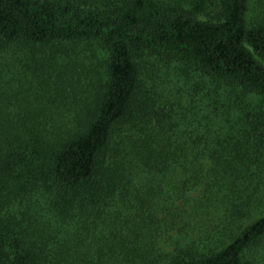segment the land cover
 Instances as JSON below:
<instances>
[{
    "label": "trees",
    "instance_id": "1",
    "mask_svg": "<svg viewBox=\"0 0 264 264\" xmlns=\"http://www.w3.org/2000/svg\"><path fill=\"white\" fill-rule=\"evenodd\" d=\"M250 1L0 0V264L264 263Z\"/></svg>",
    "mask_w": 264,
    "mask_h": 264
},
{
    "label": "rangeland",
    "instance_id": "2",
    "mask_svg": "<svg viewBox=\"0 0 264 264\" xmlns=\"http://www.w3.org/2000/svg\"><path fill=\"white\" fill-rule=\"evenodd\" d=\"M250 11H251V15L253 17H255V19L257 20L258 17H260V16H262V14H264V0H251L250 1ZM149 68L152 69L155 73L165 72L164 68L161 69V68H157L155 66H150ZM176 80H177V77H175L173 75V79L171 81L175 82ZM260 177H262L264 179V174L261 176H258L259 182H260ZM208 220L212 221L213 217L208 218ZM210 227L211 226H209V225L206 226V228H208V229H210ZM197 230L198 229H194L192 232V235L195 236L197 234ZM170 244L171 243L169 240L160 241V248L167 249V247H169ZM263 256H264V247H259V249L257 248L256 250L248 253V257L250 259H253V258H255V259L259 258L260 259V260H255L256 262L262 261ZM260 263H262V262H260ZM262 264H264V263H262Z\"/></svg>",
    "mask_w": 264,
    "mask_h": 264
}]
</instances>
